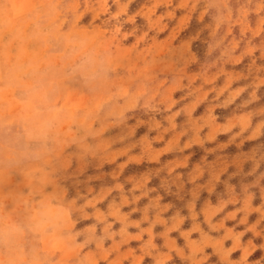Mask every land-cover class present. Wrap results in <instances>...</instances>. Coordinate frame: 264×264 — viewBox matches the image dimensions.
Masks as SVG:
<instances>
[{"label":"clouds","instance_id":"clouds-1","mask_svg":"<svg viewBox=\"0 0 264 264\" xmlns=\"http://www.w3.org/2000/svg\"><path fill=\"white\" fill-rule=\"evenodd\" d=\"M137 2L0 0V264H264L249 260L264 251L254 242L264 239V0H141L131 10ZM233 105L219 122L216 110ZM221 135L227 142L205 147ZM248 142L258 143L217 154ZM194 146L204 156L178 171ZM145 162L158 167L121 181ZM160 190L187 215L166 216L175 205Z\"/></svg>","mask_w":264,"mask_h":264},{"label":"rangeland","instance_id":"rangeland-1","mask_svg":"<svg viewBox=\"0 0 264 264\" xmlns=\"http://www.w3.org/2000/svg\"><path fill=\"white\" fill-rule=\"evenodd\" d=\"M140 2H141V0H138L137 4H134V5L132 6V9H131V10L134 11V10L139 6V3H140ZM138 23H141V24H142L143 21H142V20H139V18H138ZM240 67H243V66H240ZM218 83H222V81H220V82H218ZM260 94H261V96H262V99H261V101H260L259 103H260V104H264V89H261V93H260ZM180 95H182V93H177V94H176V98L178 99ZM68 99H69V102H70L71 104H73V106H76V105L82 103V98L77 97V96H70ZM237 103H239V101H238ZM205 107H206V105H201L200 108L197 109V111H196V113H195L194 115L199 116L200 114H202L203 111H204V109H205ZM234 108H235V105L231 106L230 108H228V109H226V110H225V109H217V110H216V114H217L218 117L220 118V119H219V122H221V123L224 122L225 117L231 115V113H232V111H233ZM183 120H184V117L181 116V117L178 118V121H177V122H178V123H182ZM146 131H147V128H146V127H142V128H140V129L138 130V132H137V138H139L140 135H143ZM154 135H155V133H151V134H150V136H154ZM166 139H167V137H166ZM227 139H228V136H226V135H221V136H219V137L217 138V141H216L215 143H212V144H206L205 147H209V148H210V147H215L216 144L227 142ZM256 143H258V142H248V143H246V144L243 146L242 149H237L235 145H231V146H229L227 149H225V150L223 151V153H217V154L225 155V156H227L229 159H231V157L234 156L238 151H248V150H250V149H251ZM162 146H163V143H159V144H155V145H154V147H162ZM135 151L138 152L139 149H136ZM189 153L192 154V155H191V160L189 161V167H188L187 169H178V171L184 172L185 174L191 169L192 165L195 164V163H198L199 160H200V158H201L202 156H204V154H205L204 151H203V149L199 148L198 146H194L192 149L186 150V152L184 153V155H188ZM215 155H216V154L209 155L208 159H209V160L214 159V158H215ZM174 156H175V154H168V155L162 157V158H161V163H163V162L166 161V160H169V159L174 158ZM124 159H125V158H121V159L118 161V163L123 162ZM114 167H115V165H105L103 171H105V172H110ZM154 167H158V165H155V164H148V163H146V162H145V163H142V164H140V165L130 164V165L125 169L124 174H123V176L121 177V181H123L124 178L127 177V176H129V175H139L140 173L146 171L148 168H154ZM250 167H251L250 164H246V165H245V171H248ZM233 171H235L234 168H229V173L225 174V176H223L221 179H222V180L227 179V178H228V175H229L231 172H233ZM90 174H94V170H90ZM204 179H207V176H205ZM248 179H251V178H248ZM240 180H241V177H235V178H233V179L230 181V183L237 185V190H239V183H240ZM104 182L109 183V184L112 183V181H111L110 179H108V178H106ZM200 182L202 183L203 180L200 181ZM100 184H101L100 181H95V182H93V186L96 187V188H98V187L100 186ZM149 186H150V187H157V188H158V186H159V179H158V178H153V180L151 181V183H150ZM127 187H130V185H126V188H127ZM189 187H191V186H190V185H187V186H186V190H185L186 192H187V188H189ZM223 191H224V186H223V183H221V184H219V185L217 186L216 194H213V195L211 196V200H212L213 203H216V200H217V194L222 193ZM256 191H257V198H256V200H254V202H253V203H254V206L259 205V203L261 202L260 199H259V193H258V190H256ZM160 192H161L162 195H164V201H163V202H171V203H173V204L175 205V208L172 209L169 213H167L166 216H167V215H171L172 212H174V211L176 210V208H180V209L182 210V214L187 215V211H186V209L183 208L184 201H181V200L177 199L175 196L165 195V194L163 193V190H160ZM188 198H189V197L185 194V200L188 199ZM208 198H209V196H208V193H207L206 191L203 192V193L201 194L200 200H199L198 203H197V209H198V210H199V208L202 206L204 200H205V199H208ZM146 202H147L146 200H142V201L140 202V205H139V206L142 207ZM106 204H107V201H106L104 204L99 205V207H101L102 209H103V208H106ZM129 210H130L129 208L124 209V211H129ZM227 210H232V206H229V208H228ZM139 216H140L139 213H135V214L133 215L132 218H134V219H138ZM218 218H219V217H218ZM218 218H217V219H218ZM257 218H258V214L253 213V214L249 217V223H254L255 220H256ZM201 219H202V217H201ZM238 219H239V217H238ZM91 222H92V221H84V222H82V224L78 225V227H83L85 224H89V223H91ZM235 223H236L235 221H229V222H227V226L232 227ZM190 225H191V221H186L185 224L183 225V228H184V229H187V228L190 227ZM115 227L118 228L119 225H116ZM244 227H245V226L241 225V226H239L236 230H237V231H242ZM262 227H264V224H262ZM155 230H156L157 232L162 231V227L157 226V228H156ZM131 231H135V229H131ZM171 235L177 239L178 244H180L181 246L183 245L184 242H183L182 238L179 237V233H175V232H174V233H172ZM213 235H217V234H216V233H213ZM196 236H197V234H194L193 238H196ZM252 238H253L252 233H247V234L243 237V242H246L248 239H252ZM254 242L257 243V244H259V243H264V239H261V238L257 237V238H254ZM156 243H157V244H162V240H160V239L158 238L157 241H156ZM230 243H231L230 241H229V242H226V246H230ZM131 246H132V247H136V246H137V242H132V245H131ZM207 251L210 253V252H211V249H208ZM239 256H240V252L237 251V252L233 253V255H232V259H238ZM261 256H264V251H261V250L258 249L257 252H255V253L249 258V260H250V261H254V260H256V259H259ZM144 264H151V260L148 259V258H146L145 261H144ZM174 264H180V261L177 259V260H175ZM209 264H218V258L215 257V256H212V258H211Z\"/></svg>","mask_w":264,"mask_h":264}]
</instances>
